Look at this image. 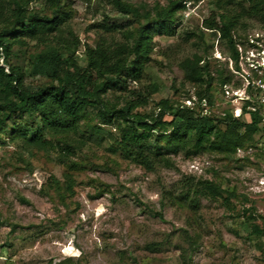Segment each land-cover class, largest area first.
Returning <instances> with one entry per match:
<instances>
[{"label": "rangeland", "instance_id": "rangeland-1", "mask_svg": "<svg viewBox=\"0 0 264 264\" xmlns=\"http://www.w3.org/2000/svg\"><path fill=\"white\" fill-rule=\"evenodd\" d=\"M172 1L124 0L148 11ZM216 1H185L175 17V35L154 37L143 78L128 82L129 90L146 96L150 84L158 87L140 114L157 116L160 101L177 106L195 97L179 66L186 58L202 57L213 76L215 70L230 72L226 42L203 27ZM61 3L70 15L66 31L78 42L75 57L80 64L86 46H95L94 26L104 16L110 22L124 20L106 0ZM263 34L257 19H241L233 32L239 50L248 37ZM43 48L29 42L12 49L10 63L24 71L30 88L46 84L28 73L31 56ZM235 84L241 82L233 76L229 85ZM215 96L213 115L222 116L224 109L235 117L241 114L242 105L226 103L220 88ZM163 120L169 122L171 116L165 114ZM82 126L116 134L115 126L103 125L95 111H89ZM0 139L5 142L0 146V264H264V237L250 234V224L262 227L259 216L264 217L261 133L232 156L200 153L186 158L180 153L171 157L174 168L153 171L111 151L108 137L97 147L51 136L50 148L26 147L7 134ZM64 143L70 153L62 154ZM66 176L74 182L70 190ZM199 181L232 190L234 197L226 203L200 195L195 189Z\"/></svg>", "mask_w": 264, "mask_h": 264}, {"label": "trees", "instance_id": "trees-1", "mask_svg": "<svg viewBox=\"0 0 264 264\" xmlns=\"http://www.w3.org/2000/svg\"><path fill=\"white\" fill-rule=\"evenodd\" d=\"M106 1L124 20L110 22L104 16L93 28L95 46H86L80 64L75 57L78 42L66 31L70 15L61 0H0V135L7 134L10 141L26 147L40 148L52 147L51 136H66L78 145L97 147H102L108 137L111 151L147 171L174 168L171 157L180 153L186 158L200 153L232 156L255 134L264 136L260 110L247 109L257 107L256 103L245 102L238 117L231 109H224L222 116L210 112L217 100V88L221 91L233 76L224 70H215L213 76L209 63L198 55L179 65L184 82L195 90L197 103L190 108L163 100L156 106L157 116L140 114L138 110L148 104L158 87L150 84L146 96L129 90L128 82L138 83L143 78L154 37L175 35V17L184 9L185 1L196 4L200 0H175L151 11L124 0ZM36 4L41 7H34ZM241 19H257L264 27V0H217L214 12L203 22L206 30L226 42L228 58L235 67L241 53L233 32ZM29 42L44 47L31 56L28 66L30 76L46 81L37 88L28 87L24 71L10 63L12 49L26 47ZM201 100L207 101L209 114H202ZM89 111H95L103 125L115 126L116 134L100 126L84 128L82 121ZM165 114L171 116L169 122L163 120ZM4 144L0 139V146ZM63 145L62 154L70 153V146ZM66 178V189L70 190L74 182ZM195 189L200 195L226 203L234 197L232 190L224 192L210 181H199ZM259 218L262 227L250 224V234L257 238L264 237V217Z\"/></svg>", "mask_w": 264, "mask_h": 264}, {"label": "built area", "instance_id": "built-area-1", "mask_svg": "<svg viewBox=\"0 0 264 264\" xmlns=\"http://www.w3.org/2000/svg\"><path fill=\"white\" fill-rule=\"evenodd\" d=\"M237 67L228 58L227 63L231 74L241 82L239 87L223 85L222 98L226 103L242 105L245 102L256 103L257 107H248V110H260L261 127L264 128V34L259 37H248L244 43ZM197 103L196 97L185 100L184 105L192 108ZM202 114H209L206 100L199 103Z\"/></svg>", "mask_w": 264, "mask_h": 264}]
</instances>
